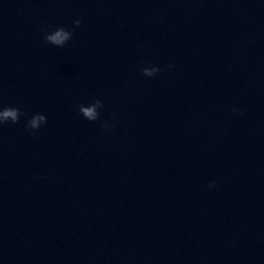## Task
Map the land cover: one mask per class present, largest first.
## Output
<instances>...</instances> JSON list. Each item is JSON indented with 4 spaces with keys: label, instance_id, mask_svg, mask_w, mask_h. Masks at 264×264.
<instances>
[{
    "label": "clouds",
    "instance_id": "1",
    "mask_svg": "<svg viewBox=\"0 0 264 264\" xmlns=\"http://www.w3.org/2000/svg\"><path fill=\"white\" fill-rule=\"evenodd\" d=\"M76 27L81 25V20L74 21ZM41 31H46L45 29H41ZM73 37V32L70 30H66L63 27H59L45 35L44 40L47 43L55 45L57 47H63L69 40ZM161 69L159 67H145L142 69V73L146 77H153L156 73L160 72ZM103 104L99 99L94 100L90 106H85L84 104L79 105V112L82 114L84 118L88 121H96L99 118V113L97 112V108H102ZM233 111H237V109L233 108ZM242 114V113H241ZM23 115L19 108L15 107H5L0 109V125L8 123L9 121L13 124L18 123L20 121V117ZM47 123V117L43 114H36L32 116L31 119L27 121L26 128L31 130H38L43 124ZM109 125L105 123L104 127L107 128ZM214 183H210L209 187H214Z\"/></svg>",
    "mask_w": 264,
    "mask_h": 264
}]
</instances>
